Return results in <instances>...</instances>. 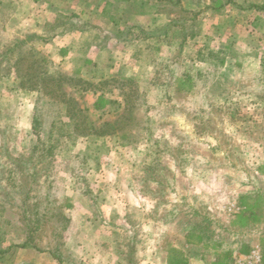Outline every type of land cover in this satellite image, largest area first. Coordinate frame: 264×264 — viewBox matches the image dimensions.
<instances>
[{
  "label": "rangeland",
  "instance_id": "obj_1",
  "mask_svg": "<svg viewBox=\"0 0 264 264\" xmlns=\"http://www.w3.org/2000/svg\"><path fill=\"white\" fill-rule=\"evenodd\" d=\"M82 1L0 0V50L33 34L29 43L53 71L74 78L66 91L107 132L84 181L75 179L79 162L69 155L85 153V136L55 156L52 178L62 189L55 199L68 220L64 255L71 264H250L258 251L264 264V0ZM172 19L184 21L178 32L194 28L182 46L175 39L167 47L158 35L136 38L134 26L156 34ZM122 26L132 38L116 34ZM198 72L202 87L190 91V73ZM16 79L11 71L6 84ZM131 87L140 95L136 106L107 112L114 104L103 97L122 101ZM1 95L0 123L9 129L3 144L12 157L26 156L39 135L36 113L44 126L56 107L46 96L38 103L36 91ZM156 158L162 184L151 177ZM9 166L0 157L1 188L15 195L27 177ZM212 185L224 213L210 209ZM7 191L0 190V264H60L48 251L20 245L27 238L20 197L15 204ZM168 241L184 248L172 247L164 263Z\"/></svg>",
  "mask_w": 264,
  "mask_h": 264
},
{
  "label": "trees",
  "instance_id": "obj_2",
  "mask_svg": "<svg viewBox=\"0 0 264 264\" xmlns=\"http://www.w3.org/2000/svg\"><path fill=\"white\" fill-rule=\"evenodd\" d=\"M130 1V0H125ZM260 7V6H258ZM72 23V22H71ZM184 24V21L174 20L170 21L164 28H162L159 33H153L151 31H146L141 26H134L139 34L136 38L153 39L154 37H161L165 39V45L168 47L169 43L176 39V45H183L186 43L189 33L194 35V28L188 30H183L181 32L175 30L179 25ZM74 24L72 23L68 29H74ZM77 28L80 27L77 25ZM116 34L125 35L127 39L132 38L130 35V29L119 27ZM35 37L33 34L28 35L25 39H17L10 45L6 46L4 50H0V96L3 89L14 90V91H36L38 93V103L52 101L56 107V113L47 119L46 124L43 126L39 114L36 113L34 120V129L38 132V139L34 141L31 152L26 156L12 157L10 155L8 146L3 144L4 140L8 138L9 129L5 127L4 123L1 122L2 129H0V157L2 159L10 160L11 166L9 169H16L17 172L27 177L24 182H19L14 195V192H8L6 189H2L3 184L0 183V190H3L6 194H10L13 198L20 197V211L17 212L23 220L25 235L27 238L24 239L21 246H31L40 251H48L54 259L60 264H71L70 258L64 255V250L62 249L63 243L62 239L65 238V232L67 230V217L64 215L63 210H60L59 201L55 199V196H61L56 194L60 190V186L57 185V179L52 178L53 173V162L55 161V156L57 154H63L71 151V146L74 143V137L80 135L85 136L88 139L89 145L84 154H74L70 153V160H77L79 162L77 170L75 171V179L77 182L86 180V175L90 173L92 169L95 168L97 163L95 161V155H99L100 145L98 144L101 140L102 143L105 141L106 130L101 127H97L93 121L87 118L86 114L83 112L84 109L76 104V98L66 91V81H72L74 78L53 71L51 64L48 61L47 55L42 53L39 55L38 50H35L30 44V40ZM45 38V39H44ZM43 40L49 42L50 38L44 37ZM4 36L0 32V47L3 44ZM158 40H154L153 43ZM207 44H203V48H206ZM207 50V49H206ZM204 51L205 55L207 51ZM61 52H67L61 49ZM157 59V58H154ZM203 59V58H202ZM204 59H206L204 57ZM205 61V60H204ZM5 62V64L3 63ZM4 64V65H2ZM51 65V66H50ZM24 67L25 72L21 73L20 69ZM11 71L16 72L17 79L14 80L15 84L10 87L6 84ZM159 69L156 67L153 73L154 78H158L157 75ZM166 70L165 73H168ZM200 72L196 74L190 73V91H195L198 86L199 89L202 87ZM87 85H95L90 80L84 81ZM152 83V82H151ZM74 87V86H73ZM186 87V86H185ZM84 89H87L86 87ZM138 88H130L129 93L123 94V99L116 100L105 98L101 101L103 103L114 104V106L107 112H117L121 110L125 104L128 103L130 107L136 106L135 101L139 99ZM180 90V89H179ZM48 97L49 100H44V97ZM1 98V97H0ZM124 101V102H123ZM1 105L0 101V117L5 118V115H1ZM176 106V104H175ZM174 104L170 106V110H176L173 108ZM78 117V118H77ZM67 120V121H66ZM69 124V126H67ZM80 130V132H76ZM65 140V141H64ZM90 150H93L92 152ZM94 154V157H92ZM154 166L152 169L151 177L154 178L156 183L161 182V175L164 171L162 162L158 158L155 159ZM98 166V165H97ZM81 169V171H80ZM13 171V170H11ZM4 169L0 171V175L4 174ZM44 178V182L40 179ZM16 187V186H15ZM9 189V188H8ZM39 190L43 191L44 204L42 203V198L37 197ZM62 190V189H61ZM42 195V194H41ZM64 192L62 197L64 196ZM30 202V204H29ZM17 204V201L16 203ZM50 205L53 208L49 209L47 206ZM162 205V203H161ZM171 220V219H170ZM168 220V221H170ZM52 227L53 237H49V233H46V227ZM38 234V238L35 240L34 234ZM44 234V235H43ZM45 241V245H39V241ZM121 263V261H119Z\"/></svg>",
  "mask_w": 264,
  "mask_h": 264
},
{
  "label": "crops",
  "instance_id": "obj_3",
  "mask_svg": "<svg viewBox=\"0 0 264 264\" xmlns=\"http://www.w3.org/2000/svg\"><path fill=\"white\" fill-rule=\"evenodd\" d=\"M83 3H85L86 4V1L85 0H83L82 1ZM83 12L85 11V9L84 10H82ZM261 160H263V163H264V155H262V159ZM229 173H231V172H228L226 175H230ZM231 175H233L234 176V174L233 173H231ZM232 176V177H233ZM237 180V179H236ZM210 191H211V197H212V204H210V209H211V211L212 212H216V213H224V211H225V205H222V204H215V201H214V198H215V195L217 194V191H216V193L214 192L213 193V191H214V188H213V185L212 186H210ZM216 200H217V196H216ZM218 202V201H217ZM214 203V204H213ZM145 215V214H144ZM158 224L160 225V226H162V227H164L165 229H167L168 227L170 228V227H173L171 224H169V223H167V222H165V221H159L158 220ZM170 225V226H169ZM168 228V229H169ZM168 242H170V241H168ZM156 243H158V241L156 240ZM177 243H179L178 245H177ZM177 243H174V242H170V244H171V246H170V249H168V251H165L164 249V251L162 250L161 252L163 253V258H161L163 261H164V263L166 262V256L164 255V254H167V253H169L170 251H171V248L173 247V248H176V247H178V249H179V251H181V249H183L184 247H183V245H182V243H180V241L179 242H177ZM161 245H162V242H161ZM161 245L159 244V248H161ZM158 247V246H157ZM185 247H186V249H187V255H188V258H191L192 256H193V253H192V246L190 245V244H188L187 246L185 245ZM147 249H148V247H147ZM162 249V248H161ZM191 250V251H190ZM171 253V252H170ZM35 261H39V258H38V256H37V258L35 259ZM38 263V262H37Z\"/></svg>",
  "mask_w": 264,
  "mask_h": 264
},
{
  "label": "built area",
  "instance_id": "obj_4",
  "mask_svg": "<svg viewBox=\"0 0 264 264\" xmlns=\"http://www.w3.org/2000/svg\"><path fill=\"white\" fill-rule=\"evenodd\" d=\"M261 259V255L258 251L253 253L252 260L250 261V264H259Z\"/></svg>",
  "mask_w": 264,
  "mask_h": 264
}]
</instances>
